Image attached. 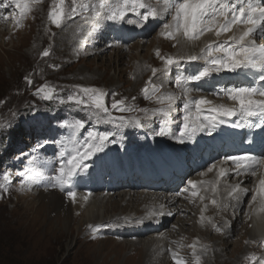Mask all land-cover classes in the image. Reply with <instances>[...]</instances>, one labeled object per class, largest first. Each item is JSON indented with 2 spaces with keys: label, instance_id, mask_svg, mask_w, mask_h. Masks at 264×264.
Masks as SVG:
<instances>
[{
  "label": "rangeland",
  "instance_id": "rangeland-1",
  "mask_svg": "<svg viewBox=\"0 0 264 264\" xmlns=\"http://www.w3.org/2000/svg\"><path fill=\"white\" fill-rule=\"evenodd\" d=\"M67 2L68 0H66ZM51 6L52 0H40L39 3L34 5L32 11L24 16L19 25L16 23L19 18V10L15 9L14 5H11L9 8L0 7V26L5 25L6 28L5 31H2L4 29L0 30V184L4 185V187L0 188V264H155L149 263L144 257V253L142 254V247H137L135 244V241H138V239L149 240L148 237L150 236L151 238V234L153 233H148L147 236L140 238L137 235L128 237L120 234L121 231L116 232L117 230L111 227L113 224L106 227L100 226L97 231L93 232V228L96 225L95 227L91 225V227H84L86 220L84 222L83 216L78 218L77 223L67 228H65L64 223L60 224V222L49 224L48 219L50 215L47 212L44 215L41 213V217H35L36 206L40 203L37 200L38 190L35 187L41 178L34 176L32 173L38 172L47 175L48 170L44 169V165H42L44 159L48 156L44 149L54 147L58 155L60 142H67L72 136V129L63 127L62 121L65 119L69 121L84 119L82 114H86L85 120H87V124L85 129H81L77 133L80 143H83L88 131L98 129V131L103 132L101 128L108 126L111 129L108 133L121 144L135 146L138 143L137 147L139 148L144 146L142 145L144 140H146L148 146L154 144L160 146V144L168 142L171 144L172 140L175 141L173 139L174 132L179 133L182 127L179 123L181 114H178L182 109L183 95L181 90L177 89L174 84L175 75L177 74L175 70L180 69V71L192 74L196 73L197 69L189 67L187 70V64H180L173 67L170 72H158L155 77L152 76V68H163V61L156 55L157 50L160 51L161 55L180 56L177 41L166 39L172 44L164 42L163 40L166 37L161 35V26L166 19L170 20V17H164L165 19L162 22H158L151 32L143 38V42L141 43H138V40L142 37L137 35V33L125 39L111 38V41H108L109 43L103 46V49L99 53L92 51L90 55H87L91 52H86L90 46H87V50L85 46L83 52L81 50H78L81 52H77L74 49L77 44L76 41L70 45L72 50L68 53L66 50L68 47L63 45V38L65 37L63 34L70 31L71 28L73 29V27H79L80 23L82 24L81 28L82 26L83 28L89 27L90 23H93L94 20L87 18L86 14L85 18L77 16L67 19L60 27H57L49 19L48 14ZM107 22L104 21L102 23ZM132 28L136 29L135 26ZM117 33L119 34L120 31ZM79 37L80 35L77 39ZM83 44L86 45V42ZM138 44H140V47ZM120 46L121 49L123 47L122 57H119ZM46 49L49 50L50 54L45 57L42 56V53ZM191 51L192 53L190 52V54H195L193 50ZM141 56H145L147 62L146 75H150L149 77L147 75L146 78H139L141 81H137L130 71L132 64L142 60ZM202 63L199 62L200 67ZM193 64L196 65L195 63ZM90 72H97L100 76L92 79ZM224 72L213 73L211 76L214 75L216 79H219ZM162 73L169 79L165 84L156 80ZM150 77L153 84L163 85L160 93H163L165 88H167L177 96H180V99L177 100L178 102L176 101L172 106L171 115H178V118H175L176 121L175 119L173 121L172 119L171 121L168 120L172 124V127L169 129L168 126L166 129L164 128L169 132L167 136L158 135L151 137L145 134L146 129L144 127H146V124L153 125L152 131L157 133L162 127L156 124V119L164 121L170 119V117H165L162 114H154V111L160 109L162 106L156 102L155 96L149 98L142 91ZM91 79L94 82L85 83L86 80ZM195 82H190V86H195ZM44 84L55 87L57 95L53 99L46 100L41 95L36 94L37 89ZM77 86L96 87L104 90L108 93L107 104L111 111V117L139 118L141 122L140 126L129 124L125 128H129L130 130L127 129L125 132V130H122L118 120L116 123H113L109 117L103 115L98 120L90 111L66 102L67 96L73 94ZM217 88L220 87L217 86ZM124 98H127L125 100L126 108L135 110L121 112L111 109L113 100H122ZM61 101L65 102L62 103ZM142 109H147L148 111H141ZM154 124H156V127H154ZM120 127L121 132L119 130ZM132 127L133 129H131ZM134 129L135 131L142 132L135 135ZM142 133L144 134L142 135ZM177 133L175 136H177ZM191 140L193 138L185 140L186 146L189 145V141L193 142ZM184 143L179 142L177 145L181 147ZM117 144L110 143L107 147L110 146L111 150L119 152L122 147H118ZM112 145H114V148ZM67 147L71 150L72 145L67 144ZM53 161L51 162L52 164L55 163ZM5 172L9 174L7 181L4 180L2 175ZM128 187L127 185L124 189L118 188L116 190L121 192L128 190ZM203 188L205 190L200 193V195L203 194L205 196L203 201L199 197H192L190 198L191 200L187 199L192 196V191L189 188L183 192V198H180L181 202L188 203V200H190L191 203H195L199 207L200 213L196 214V212L192 211L191 214H187L184 212L185 215L180 217L184 220V218H188L186 216H192L193 220L188 218L189 220H185L184 224L185 228L193 226L195 233L184 239L181 238V240L170 238V247L167 252L162 254L163 257H160L159 264H164V258L168 254H172L173 251L177 252L180 258L184 254L190 255V259L186 261V264H195L193 249L190 246L196 245V255L204 247H207L201 244L202 240L211 236L213 232L210 228H204L205 221L202 223L200 216L204 205H208L210 201V194L213 193L208 189V186ZM143 190L145 189L137 188L135 191L132 190V193ZM226 190H229V188L226 187ZM99 193L101 196L103 195L102 191H99ZM111 195L112 192L105 194L104 200ZM135 195L128 196L131 197V201L128 197L121 199L117 210L107 209L106 207L102 208L101 206L99 209L100 215L97 219H100V221L104 220V218L110 219L116 212L123 217H126L128 214L134 215L138 213L140 206L133 202L137 198ZM112 196L109 200L117 199L115 194ZM246 201V199L243 200L242 205H246ZM128 202H130V207H127ZM140 202L142 201L140 200ZM44 203L48 204L49 199H45ZM162 205H164L165 209V203ZM125 207L128 208L127 212L124 211ZM246 213L247 211L245 213L242 212L241 222L235 223L237 225H234V230H236L234 234V230L227 232L226 237L223 235L224 233H220L222 236V239L220 238L221 242L223 241L221 246L223 247H219L224 253V257L220 260L218 259L217 262L215 260L211 262L208 256H200L201 264H214L215 262V264H253L251 259L253 255L257 258L256 264L263 259L264 242L262 241L257 244L250 241V246L253 248L248 250L249 254L245 255L243 260L239 259L241 261L238 260V253L234 251L232 243L236 237L235 234L237 232H240L242 235L252 233V230L246 228V223H244L245 219H249V217H245ZM203 214L206 218H213L208 209ZM51 216L57 217L58 214L53 212ZM60 217L62 216L60 215ZM181 223L178 220V216H175L165 228V231L161 233L163 236L168 235L171 237L172 231L179 229L183 232L181 235L183 237L186 233L184 232V228H181ZM202 224L203 227L201 226ZM81 225H83L82 228ZM217 228L218 226L214 230ZM81 229L82 231L80 232ZM108 229L110 230L108 231ZM64 232L65 234H62ZM246 238L243 240V245L248 244V237ZM218 244H220L219 241Z\"/></svg>",
  "mask_w": 264,
  "mask_h": 264
},
{
  "label": "snow or ice",
  "instance_id": "snow-or-ice-1",
  "mask_svg": "<svg viewBox=\"0 0 264 264\" xmlns=\"http://www.w3.org/2000/svg\"><path fill=\"white\" fill-rule=\"evenodd\" d=\"M40 0H0V7L9 8L11 5L19 10V18L16 23L19 25L24 16L32 11V8ZM94 20L93 31L101 22L111 21L114 23H127L134 26L144 27L152 19L159 17H170L162 24L161 35L178 41L179 36H183L188 42L199 41L207 33H213L215 40L207 42L199 51V54H188L180 56L161 55L157 50L156 55L163 61V68H152V76L155 77L158 72H170L173 67L182 63L202 61V66L194 74H188L186 71L177 69L174 84L181 90L184 97L181 109L179 123L182 127L179 130V136L176 139L184 143L186 139L193 138L198 132H208L211 134L219 124L225 123L226 117H239L242 123H237L236 127L248 126L264 127V84L254 86L253 80L248 86H231L217 88L212 95L218 98L227 97L232 104L215 103L206 96L193 97L190 82L201 81L213 73L230 71L237 73L241 70H256L252 75L264 82V43H257L255 37L264 39V0H52V6L49 10L50 22L60 27L67 19L81 18ZM7 18V17H5ZM99 18V19H96ZM236 29L234 32L233 29ZM232 33L231 35H227ZM91 34V33H90ZM222 36L226 38L221 39ZM175 46V45H174ZM49 50H44L42 56H48ZM248 75V72H245ZM27 79V78H26ZM162 84L156 85L149 78L148 83L142 90L143 93L151 98L155 96L156 102L162 107L154 111V114H162L165 117H171L172 106L180 99L174 92L160 93ZM160 93L159 95H156ZM37 95L43 99L51 100L57 95L56 89L48 84L41 85L37 89ZM108 93L96 87L77 86L73 94L67 96L66 102L78 105L90 111L99 120L101 116H107L110 121L116 123L117 120L121 127L129 124L140 126L139 118L129 119L124 116L118 118L111 117V111L107 104ZM113 100L112 110H135L126 108L125 100ZM134 99V98H133ZM62 103L65 101H61ZM141 111L147 112V109ZM252 118H258V122L253 125ZM85 119H75L62 121V126L72 129V136L67 142H60L56 164L51 170V174L33 172L36 177L49 182L53 188H59L66 191L69 199L75 201L77 192L74 189L75 180L82 173H86L91 165V160L98 153H102L108 144H115L118 141L108 132L98 130L88 131L87 137L83 143L77 138V133L86 128ZM159 136H167L169 132L161 128L157 133ZM67 144H71V150ZM231 162L232 169L220 167L215 181H195L189 180L188 184L192 188V197L199 196L203 201L205 196L200 195L197 187L204 184H211L213 195L218 192L220 179L226 177L229 171L239 175L247 174L252 177L257 175L259 169L264 168V153L253 155L245 152L240 155H229L224 157L221 163ZM217 169V164L213 163L207 168V172ZM201 173L200 175H206ZM5 181L9 174L3 173ZM4 187L0 184V188ZM230 191L227 195L234 198L239 204L241 196H246L249 189L241 188L240 184L229 185ZM187 191V189H185ZM84 200L88 196L83 197ZM259 200L257 212L264 213V175L261 176L258 187L251 196V201ZM211 204L219 207V201L211 199ZM208 205H204L200 220L203 223L206 218L203 214ZM164 205L158 209H153L148 213L149 216L164 215ZM91 227V226H90ZM99 226L93 228L97 231ZM213 227H217L215 224ZM217 230H219L217 228ZM190 247L193 249L195 264H201L200 256L196 255V245ZM172 258L174 264H186L178 253L173 251ZM253 264H256L255 255L251 257Z\"/></svg>",
  "mask_w": 264,
  "mask_h": 264
},
{
  "label": "bare ground",
  "instance_id": "bare-ground-1",
  "mask_svg": "<svg viewBox=\"0 0 264 264\" xmlns=\"http://www.w3.org/2000/svg\"><path fill=\"white\" fill-rule=\"evenodd\" d=\"M164 19H165L164 17H159L158 19H152L144 27L135 26L136 29L132 28L134 25L127 24V23L114 24V23H111L109 21L107 23L101 22L100 25L98 27H96L95 31H93L94 22L90 23V26L89 27L87 26L85 28H83V26L81 28L82 24L80 23L79 27H73V29L71 28L70 31H67L66 33L63 34V36H65L63 38V43H64L63 45L68 47L66 49L68 53H70L71 52L70 50H72L70 45L72 43L74 44L75 41L77 44H76V47H74V49L77 52H81V51L83 52V49H85V46H86V50H87V46L89 45L90 48L86 52L88 53L91 51L90 53L87 54V55H90L92 53V51L95 53H99L103 49V46L107 45L109 43L108 41H111V38H115V39L124 38L125 39V38L133 35L134 33H137L139 36L142 37L138 40L139 42L138 41L137 42L141 43V42H143V38H145L149 34V32H151V30L154 28V26L158 22L159 23L162 22ZM119 26H120V29H119ZM0 28H1L0 30L4 29L2 31H5V29H6L5 25L2 27L0 26ZM162 30L163 29L161 28L160 31H162ZM118 31H120L119 34L117 33ZM233 31L235 32L236 29L234 28ZM231 34L232 33H229L227 35H231ZM79 35H80V37L77 39V37ZM224 38H226V36L221 37V39H224ZM166 39H169V38L166 37L165 40H163V41L164 42H170L169 40L167 41ZM215 39H216V37L214 36L213 33H207L205 36L201 37L199 41H196V42H188L185 40V38L183 36H179L178 37L179 42H177L178 53L180 55H188V54H190V52L192 53L191 50H193L195 54H199L200 49L207 42H209L210 40H215ZM255 39H256L257 43H264V39H261L259 37H255ZM174 41H176V40H174ZM85 42H86V45L83 44ZM138 45L140 47V44H138ZM135 46H137V45H135ZM78 50H81V51H78ZM119 51H120L119 57H122L123 47L121 49V46H120ZM141 57H142L141 61L131 65L130 73L135 77V79H137V81L140 80L141 78H146L147 75L149 77V75H150V74L146 75L147 62H146L145 56H141ZM199 62L201 63L202 61H194V62L182 63V64L183 65L187 64V67H186L187 70L189 69V67H192V68L194 67L195 69L198 70L201 68L199 65ZM193 63H195L196 65H194ZM176 71H177V69L175 70V72ZM241 71H238L237 73L239 74V73H241ZM255 72H256V70H254L253 72H250V73L253 74ZM194 73H192V74H194ZM237 73L225 71L219 79H216L215 76L213 75V76H209V77H207L201 81H196L195 82L196 85L194 84L195 86H190V84H189V87L192 88L191 95L193 97H197V98L199 96L203 95V96H206L208 99L213 100L215 103L232 104L233 102L230 101L227 97H224L221 99V98H218V97L212 95V93L217 89L215 87L220 85L219 83H218V85L216 84L217 80H218V82H220L221 80H224L225 78H229V77H233V78L236 77V79H239L240 75L238 77ZM252 74H250L249 76H247L245 78L246 84H250L253 80H255L254 85L258 84V82H261L258 80V78H253ZM90 76L93 79V78L100 76V75L97 72H92V73L90 72ZM92 79L86 80L85 83H87V82L90 83L91 81H93ZM156 80H159L164 84H165V82L167 83L169 81L167 76H165L163 73L158 77V79L156 78ZM213 81H214L215 85L212 84V86H211V83H213ZM203 82H204V84H201ZM221 82H224V81H221ZM261 83H264V82H261ZM115 84H113V85H115ZM134 84L136 85V83H134ZM167 86H168V84H167ZM205 87H207V88H205ZM219 87L221 88V87H223V85L221 84V86H219ZM164 92H171V91H169L167 88H165ZM183 99H184V97H183ZM181 104L183 105V102ZM73 114H76V113H73ZM175 114H177V113H175ZM180 114H181V111L179 112L178 115H180ZM177 116L176 115L171 116L170 119H167L165 121L161 120V119H156V124L161 126L162 128H165V129L168 126V129H169L172 127V124L169 121H171V119L173 121L175 118H178ZM82 117L84 119H86V114H82ZM227 118L228 119H226V118H224V119L229 120V118L231 119L233 117H227ZM235 118L236 119H233V120L238 121L240 119L238 116ZM175 121H176V119H175ZM229 121H231V120H229ZM101 123L103 124V122H101ZM156 124H154V127H156ZM219 125L223 126L224 124L223 125L219 124ZM161 127H159V128H161ZM144 128L146 129L145 134H147L151 137L158 136L157 133L160 131L159 130L157 133L156 132L154 133L152 131L153 125L151 126L149 124H146V127H144ZM222 128H224V127H222ZM101 129L103 132H110L111 131V129L108 126H105L104 128L102 127ZM127 129H129V128H125V126L122 127V130H125V132L127 131ZM131 129H133V127ZM95 130H98V129H95ZM119 130L121 132V127ZM134 131H135V129H134ZM223 131L224 132H221V129H219L218 131H216V133L217 134L225 133V129H223ZM131 132H132V130H131ZM141 132L142 131H139V132L135 131V135H137L138 133L140 134ZM176 133L177 132L175 131L174 135H173L174 136L173 139L175 141L172 140L171 144H169V148L164 149V150L167 151L170 149L173 151L174 154H176L180 157V155H188V152L191 151V149H192L193 151L196 152L197 157L195 155L190 154V152H189L190 155L187 156L188 159L190 160L192 157V160L194 161V166L198 165V163L204 164V165L200 166L198 169H194L193 165L188 164L189 170L186 171V172H189L188 176L183 178V179L178 180L179 184H180V182H182L184 180L182 185H180V187L182 186L181 187V189H182L181 194H179V191L177 192V190H180V189H178L179 186L174 187V188L171 187V191H169V192H164L163 190H159V191L156 190L157 192H153V191H149V190H143L141 192L132 193V190L135 191L137 188H142V187H138L141 184L142 185L143 184H150V185L153 184V182H151L150 178H148L149 175L147 174V171L144 170L145 175H147V177H143L142 175L138 176L136 172H133L135 165H133L132 163H135L136 167H140V168L146 167L147 164H146L145 159H143V154L145 153L146 156L148 157V159L150 160V157L152 156L153 149L155 147L148 146L146 143V140H144L145 143L143 142V144H142L144 146L140 147V148L137 147L139 145L138 143H136L135 146H132L130 144H127V145L121 144L118 141L117 146L122 147L121 151L117 152L115 150H111L110 146L106 147V149L101 154L98 153L95 157L92 158V160L90 162L92 166L85 173V175L82 173L79 177L76 178L75 187L73 189L77 192V197H76L75 201H73L67 197V195H66L67 189L65 191H61L59 188H53L49 182H47L46 180L41 178L40 181L38 183H36V187H35L38 190L37 200L40 201V203L36 206V216L35 217L40 216L41 213L44 215V213L47 212L48 215H50V218L49 219L47 218L49 220V224L50 223L52 224L53 222H55V223L60 222V224L64 223L65 228H67L68 226L77 223L78 218L83 216L84 222L86 220V224L84 227H86V226L88 227L90 225L92 227H95V225L99 226V227L100 226L106 227L108 225L113 224V226H111V227L114 230H117L116 232L121 231L120 234H122L124 236H128V237L132 236V235H137V236H139V238L143 237V236H147L148 233H153V234H151L152 235L151 238H150V236L148 237L149 240L145 241V240L138 239V241H135V244L137 247H142L141 248V249H143V251L141 250L142 254L144 253V257L146 258V260L149 261V263H155V264L158 263L159 264V262L161 260L160 257H163L162 254L167 252L168 248L170 247V241H171L170 238L181 240V238L184 239L185 237H189L195 233V228L193 226L185 228L186 226H185L184 222H185V220H189V219L193 220V218L190 214L192 213V211L196 212V214L200 213V210L198 209L199 207L197 206V204L191 203L190 198H192V196L187 198V199H190V200H188V203L183 202V201L181 202V200H180V198H183L182 196H184L183 195V192H184L183 189L185 188L186 183H188V180L209 181V182L215 181L217 179L218 169L220 167H224L225 169H229V170L234 167L233 165H230L229 162L221 163L224 161L222 151H220V154L216 158H212L213 157L212 155L214 154V152L208 154L209 158L205 159L203 157V151L201 149V146H199L196 143V140L198 138H200V141L203 139L204 140L203 144L206 143L205 140H207V139L210 140L212 138V139L217 140L218 138H213V136L212 137L210 136L213 133L209 134L208 132H198L193 137L194 142H192L188 148H185V150H181L182 145H181V147L177 145L179 143V141L176 139V137L178 136L179 133H177V136H175ZM143 134L144 133H142V135ZM142 135H141V137H142ZM221 135H223V134H221ZM196 137H197V139H196ZM164 139H166V138H164ZM197 141H199V140H197ZM130 142H132V141H130ZM112 146L114 148V145H112ZM222 148L224 149L223 151H226L227 153H230L232 155H240V151L242 149L241 144H239V143L236 144L233 148L230 146H226V145L224 146V144H223ZM45 150H46L48 156L46 158L44 157L45 159H44V162L42 163V165H44V169L48 170L47 175H49V174H51V170L54 167H58L56 162L53 164L51 163L53 160L56 161V157L58 155H57L54 147L46 148V149H44V151ZM175 151H177V152H175ZM141 155H142V157H141ZM121 156L123 157L122 162H121ZM97 159L100 160V163H98ZM135 159H137V160H135ZM207 159H210V160H207ZM189 160H188V162H189ZM114 163H116L117 169H119L118 173H117V171H115L116 167L112 166V164H114ZM150 163L153 164V162H150ZM213 163L217 164V169L213 170L212 172H207V168L210 167ZM121 171H122V174L125 173L124 177H121ZM201 173H207V174L206 175H200ZM153 174H155L156 176L158 174V170L155 168V164L153 166ZM117 175H119V176H117ZM239 175L240 176L238 177L237 174L229 171V174L226 177L220 179V183L218 186V192L215 195L210 194V196H209L210 201L213 198L217 199L219 201L220 206L217 207L216 205H212L210 201L208 203L207 209L209 212H211V214L213 215V218L210 221L208 219L205 220L204 228H210V230L212 229L213 233L211 234V236L204 238L202 240L201 244L205 245L207 247H204L198 255L199 256H208L210 258L211 262H212V260H215L217 262L218 259L220 260L224 257V253L222 252V250L219 247V246H221V243H223V241L221 242L222 236L220 235V233H224L223 235L225 236L227 234V232L233 231L235 228L234 225H237L235 223H237L239 221L241 222V220H242V212L245 213L247 211V213L245 214V217L246 218L249 217V219H245L244 223H246V228H250V230H252V233H250L249 235L248 234L242 235V234H240V232H237L235 234L236 237H235L232 245L234 247V251L238 253V255H237L238 260L239 259L243 260V257L245 255L249 254L248 250L251 248L250 241H253L254 244H257L258 242H261V241L264 242V213H258L257 212L259 200L255 201V202L251 201V196L255 192V190L257 189L258 182H259L261 176L264 175V168L259 169V171L257 172V175L255 177H252V176L247 175V174H239ZM177 176H179V175H177ZM142 179H144L145 181H148V182L146 183ZM235 184H240L241 188L249 189L248 195L241 196L239 204H237V201L234 198L229 197L227 195L228 191H230V188L228 186L229 185H235ZM127 185L129 186L127 188L128 190H123L121 192L116 190L118 188L124 189L127 187ZM131 185H134V189L130 188ZM205 186H208V189H210V190L212 188L211 184H204L202 187H205ZM135 187H137V188H135ZM149 187H151V186H149ZM202 187L198 185L197 191L199 193H202L205 190V188L202 189ZM226 187H228L229 190H226ZM189 188H191L190 185H189ZM99 191H102V193H103L102 196L99 193ZM109 192H112V195L115 194L117 199L116 200L115 199L109 200L110 198L113 197L111 195L108 198H106V200H104L105 194H109ZM32 193L34 194V192H32ZM121 193H124V194H121ZM137 193H139V194L135 195ZM131 195H135L138 198V199L136 198L135 201L133 200V202H135L138 206H140V208H139L140 210L138 213H135L134 215L128 214L126 217H123L122 215L117 214V212H116L113 216H111L110 219L104 218V220H102V221H100V219H97L100 215L99 209L101 206H102V208L106 207L107 209L111 208L113 210H117V207L120 206L119 203H121L120 200L124 199L128 196H131ZM204 195H205V193H204ZM84 196H88V199L84 200L83 199ZM197 197H199V196H197ZM45 199H49L48 204L44 203ZM128 199H130V201H131V197H128ZM245 199L247 200L246 201L247 203H246V205L245 204L242 205L243 200H245ZM140 200L142 202H140ZM192 201L194 202V200H192ZM163 203H165V205H166L165 206L166 208L163 209V211L165 213L164 215H154V216L148 215V213L150 211H152L153 209H158L159 206L162 205ZM192 204H194V206H192ZM127 205H128L127 207H130V202H128ZM245 206H247V208H245ZM33 207H35V205H33ZM127 207H125V209H124V211H126V212L128 210ZM86 209H87V213H86ZM53 212L58 214V216L52 217L51 213H53ZM184 212L187 214L190 213L189 214L190 216H186L189 219L184 218V220H183L182 218H180L181 216L185 215ZM60 215L62 217H60ZM175 216H178V220L180 222H182L181 228H184V232L186 234L183 237H181L183 232L179 229H176L175 231L174 230L172 231L171 237H169L168 235L163 236V234L161 232L165 231V228L170 224V222L173 220V217L175 218ZM254 222H255V224H254ZM214 224L215 225L219 224V225H217L219 230H217V229L214 230V228H215V227H213ZM82 226L83 225H81V228H82ZM201 226L203 227V224ZM239 228H241V227H239ZM110 229H108V231ZM81 231H82V229L80 230V232ZM235 231L236 230L233 231V234L235 233ZM62 234H65V232ZM144 234H146V235H144ZM160 234H162V235H160ZM246 237H248V240H247L248 244L243 245V242H244L243 240ZM218 241L220 244H218ZM222 247L223 246H221V248ZM247 257H250V256H247ZM182 258L185 261H188L190 259V255L184 254L182 256ZM262 258L263 259L260 260L257 264H264V257L262 256ZM241 260H239V261H241ZM162 261H163V259H162ZM164 261H163L164 264H174L172 254H168L166 256V258H164ZM191 264H193V263H191Z\"/></svg>",
  "mask_w": 264,
  "mask_h": 264
}]
</instances>
